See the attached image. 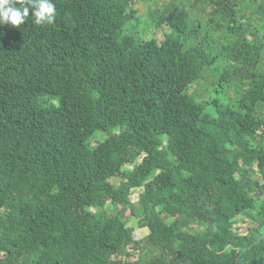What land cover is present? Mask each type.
I'll use <instances>...</instances> for the list:
<instances>
[{
  "label": "trees",
  "instance_id": "16d2710c",
  "mask_svg": "<svg viewBox=\"0 0 264 264\" xmlns=\"http://www.w3.org/2000/svg\"><path fill=\"white\" fill-rule=\"evenodd\" d=\"M156 1L0 26V264H264V0Z\"/></svg>",
  "mask_w": 264,
  "mask_h": 264
},
{
  "label": "clouds",
  "instance_id": "9594fccd",
  "mask_svg": "<svg viewBox=\"0 0 264 264\" xmlns=\"http://www.w3.org/2000/svg\"><path fill=\"white\" fill-rule=\"evenodd\" d=\"M31 14L37 25H51L56 19V5L53 0H0V26L19 28Z\"/></svg>",
  "mask_w": 264,
  "mask_h": 264
},
{
  "label": "rangeland",
  "instance_id": "374dc122",
  "mask_svg": "<svg viewBox=\"0 0 264 264\" xmlns=\"http://www.w3.org/2000/svg\"><path fill=\"white\" fill-rule=\"evenodd\" d=\"M165 0H157L156 2H139L136 4L135 8L138 11V15L140 16H145V10L147 9V6L151 5V7H156L159 6V4H161V2H164ZM161 8V7H160ZM97 134V133H96ZM111 183H118V180L115 181H111ZM133 196L131 198L132 203H136L139 194L141 193V190L137 189L133 191ZM129 218V212L125 211L124 213V219ZM131 222H132V226L134 227V232H133V236L135 239L139 240L144 238L147 234H148V230L147 229H139L137 228V220L135 218H131Z\"/></svg>",
  "mask_w": 264,
  "mask_h": 264
}]
</instances>
